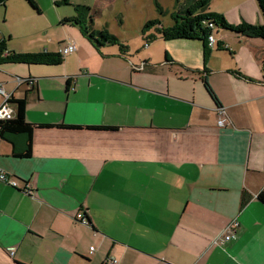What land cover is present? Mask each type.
I'll return each mask as SVG.
<instances>
[{
  "label": "crops",
  "instance_id": "crops-1",
  "mask_svg": "<svg viewBox=\"0 0 264 264\" xmlns=\"http://www.w3.org/2000/svg\"><path fill=\"white\" fill-rule=\"evenodd\" d=\"M256 15L243 22L263 25ZM63 20L57 49L6 43L21 54H60L68 42L77 51L60 65H23V79H37L15 93L35 126L32 154L16 158L0 142V169L20 184L0 181V264H264V39L215 29L205 58L204 42L166 41L160 26H144L140 50L162 43L159 71L108 27L93 26L119 42L97 47ZM97 126L119 129H87ZM244 192L252 199L241 208ZM81 212L89 225L76 221ZM234 221L236 237L221 243Z\"/></svg>",
  "mask_w": 264,
  "mask_h": 264
},
{
  "label": "rangeland",
  "instance_id": "rangeland-1",
  "mask_svg": "<svg viewBox=\"0 0 264 264\" xmlns=\"http://www.w3.org/2000/svg\"><path fill=\"white\" fill-rule=\"evenodd\" d=\"M38 2L40 16L24 0H9L5 7L0 5V42L7 43L9 49L36 51L40 47L49 48L51 43V49H57L56 41L62 36L58 28L61 21L78 15L75 5H84L92 8L90 14L94 26L108 27L113 35L129 39L140 50L144 47L143 27L155 20L162 26L172 25L173 13L181 11L187 0H70L74 6H56L57 0ZM257 8L256 0H210L209 4V12L222 15L231 26L245 23L243 17L257 19ZM86 19L90 22L88 15ZM160 44V41H153L149 49L140 50V53L147 51L152 56L153 65L159 71L165 55ZM5 66H0V78H5L4 82L11 87H16L18 78L27 76L28 69L23 65Z\"/></svg>",
  "mask_w": 264,
  "mask_h": 264
},
{
  "label": "trees",
  "instance_id": "trees-1",
  "mask_svg": "<svg viewBox=\"0 0 264 264\" xmlns=\"http://www.w3.org/2000/svg\"><path fill=\"white\" fill-rule=\"evenodd\" d=\"M6 0H0V4ZM35 9H38L34 0H27ZM189 1V0H187ZM260 14L264 20V0H256ZM210 0H191L183 10L173 13L174 24L172 27H163L160 21H149L145 29L160 26L158 32L164 40H199L205 44V58L208 53V38L213 34L215 29H224L237 35L246 37H256L264 39V24L251 25L243 23L240 26L229 25L222 15L209 12ZM57 6H74L70 0H60L56 2ZM75 12L78 15L66 18L63 24H69L80 28L81 32L87 39L94 43L97 47L101 43L117 44L119 40L110 34L107 30L98 31L94 29L93 16H91V7L84 5H75ZM160 12H163L160 10ZM87 15L90 22L87 21ZM62 56L60 54H52L43 52L39 54H21L14 51H7L6 43L0 42V66L15 65H60ZM204 87L208 94L217 101V98L208 82V77L202 79ZM16 116L13 120L2 123V131L0 137L2 141H7L13 146V156L16 158H30L32 154V140L35 126L27 123L25 110L27 106V98L15 100ZM221 107V106H218ZM54 126L39 125L38 128L50 129ZM63 129H82L76 126H58ZM89 130L115 132L119 128L108 126L87 127ZM252 196L247 192L242 194L241 208L245 207ZM257 199L264 205V191H262ZM90 224V223H89Z\"/></svg>",
  "mask_w": 264,
  "mask_h": 264
},
{
  "label": "built area",
  "instance_id": "built-area-1",
  "mask_svg": "<svg viewBox=\"0 0 264 264\" xmlns=\"http://www.w3.org/2000/svg\"><path fill=\"white\" fill-rule=\"evenodd\" d=\"M216 39L213 35H210L207 41V44L210 48H213L215 46ZM77 51V46L74 43H65L61 49L60 54L62 56H67L70 54H73ZM37 84V79L34 78H18L16 81V87L13 91H8L4 84L0 83V134L2 131V123L13 120L16 116V104L14 103L15 100V93L21 88H34ZM217 113V126L219 128H226L231 124V121L229 119V116L226 112V110L223 107H217L216 109ZM0 142H2V139L0 137ZM0 181L5 183L6 185L14 188L19 189V181L11 177L9 174L4 172L0 169ZM23 192L30 194V186L26 184L24 188L22 189ZM76 221L80 222L85 225H89V222L84 217L83 213H79L76 217ZM239 227V223L237 221L232 222L226 229V234L224 237L220 238L221 243L228 242L236 237L235 231ZM92 251L94 248L91 249ZM106 264H117V261L113 258L108 259Z\"/></svg>",
  "mask_w": 264,
  "mask_h": 264
}]
</instances>
